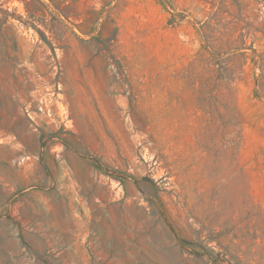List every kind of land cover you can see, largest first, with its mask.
<instances>
[{"label": "rangeland", "instance_id": "rangeland-1", "mask_svg": "<svg viewBox=\"0 0 264 264\" xmlns=\"http://www.w3.org/2000/svg\"><path fill=\"white\" fill-rule=\"evenodd\" d=\"M0 264H264V0H0Z\"/></svg>", "mask_w": 264, "mask_h": 264}]
</instances>
